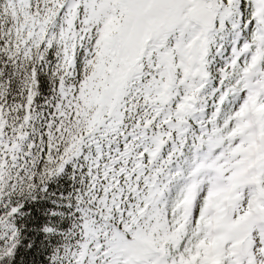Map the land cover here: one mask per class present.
<instances>
[{"label":"snow or ice","instance_id":"obj_1","mask_svg":"<svg viewBox=\"0 0 264 264\" xmlns=\"http://www.w3.org/2000/svg\"><path fill=\"white\" fill-rule=\"evenodd\" d=\"M0 264H264V0H0Z\"/></svg>","mask_w":264,"mask_h":264}]
</instances>
